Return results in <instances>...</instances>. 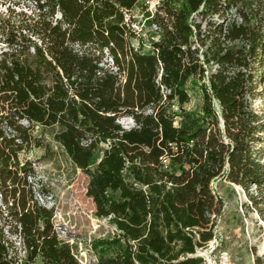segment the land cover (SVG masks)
I'll use <instances>...</instances> for the list:
<instances>
[{
  "label": "trees",
  "instance_id": "16d2710c",
  "mask_svg": "<svg viewBox=\"0 0 264 264\" xmlns=\"http://www.w3.org/2000/svg\"><path fill=\"white\" fill-rule=\"evenodd\" d=\"M33 1L0 20V175L48 131L113 226L96 264H205L218 178L254 187L264 216V0H160L148 51L126 16L140 0ZM29 199L4 208L9 231L0 209V264H81Z\"/></svg>",
  "mask_w": 264,
  "mask_h": 264
},
{
  "label": "rangeland",
  "instance_id": "374dc122",
  "mask_svg": "<svg viewBox=\"0 0 264 264\" xmlns=\"http://www.w3.org/2000/svg\"><path fill=\"white\" fill-rule=\"evenodd\" d=\"M159 1L140 0L126 15L131 17V25L137 33L131 42L137 47L141 37L144 51L149 49L148 37H157V27L149 24V20ZM33 6V0H0V20H8L21 11L29 13ZM3 41L0 34V54L7 49ZM189 93L191 98L185 108H198L202 102L201 92L193 88ZM256 106L261 108L258 103ZM118 121L127 127L134 125L130 116H122ZM41 132V127H36L33 134L41 137L43 145L21 152L19 166L0 175V209L5 217L1 222L6 231L13 229V220L5 216L4 208L19 200L22 194L28 200L32 197L39 204L54 209L53 222L58 236L71 245L76 259L82 264H96L97 253L92 242L110 236L113 226L107 219L95 215V205L86 194L89 177L73 165L64 150L50 139L48 131H43L42 135ZM211 186L221 198V212L215 219L213 239L196 254L203 257L205 264H253L256 256H264V216L257 212L249 198V194H255V188L246 190L220 178Z\"/></svg>",
  "mask_w": 264,
  "mask_h": 264
},
{
  "label": "water",
  "instance_id": "95a60500",
  "mask_svg": "<svg viewBox=\"0 0 264 264\" xmlns=\"http://www.w3.org/2000/svg\"><path fill=\"white\" fill-rule=\"evenodd\" d=\"M123 127H124V128H129V127H127V126H124V125H123Z\"/></svg>",
  "mask_w": 264,
  "mask_h": 264
},
{
  "label": "built area",
  "instance_id": "2783aa9c",
  "mask_svg": "<svg viewBox=\"0 0 264 264\" xmlns=\"http://www.w3.org/2000/svg\"><path fill=\"white\" fill-rule=\"evenodd\" d=\"M106 219V218H105ZM82 264V263H81Z\"/></svg>",
  "mask_w": 264,
  "mask_h": 264
}]
</instances>
